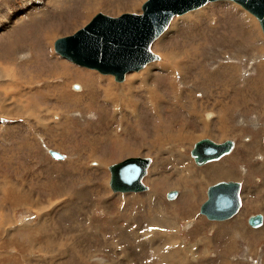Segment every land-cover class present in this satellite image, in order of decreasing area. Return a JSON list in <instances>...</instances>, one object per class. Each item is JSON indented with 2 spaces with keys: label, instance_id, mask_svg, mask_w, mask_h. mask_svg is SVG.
I'll list each match as a JSON object with an SVG mask.
<instances>
[{
  "label": "rangeland",
  "instance_id": "1",
  "mask_svg": "<svg viewBox=\"0 0 264 264\" xmlns=\"http://www.w3.org/2000/svg\"><path fill=\"white\" fill-rule=\"evenodd\" d=\"M145 1L0 0V93L8 105L0 109V264H185L170 253L166 259L161 241L192 243L187 264H264V225L247 224L254 214L264 217L258 21L227 1L174 17L151 46L154 74L146 76L148 66L122 82L54 50L56 39L96 14H139ZM133 76L137 94L126 86L123 105L104 99L102 90ZM150 84L151 96L144 91ZM129 100L136 106L127 110ZM16 105L23 115L15 116ZM205 138L231 140L235 149L197 166L190 151ZM49 150L64 158L54 160ZM136 157L151 160L146 190L112 192L108 167ZM221 181L241 184L242 204L231 219L210 221L199 209L207 188ZM236 216L243 221L223 230Z\"/></svg>",
  "mask_w": 264,
  "mask_h": 264
},
{
  "label": "water",
  "instance_id": "2",
  "mask_svg": "<svg viewBox=\"0 0 264 264\" xmlns=\"http://www.w3.org/2000/svg\"><path fill=\"white\" fill-rule=\"evenodd\" d=\"M232 1L258 21L264 39V0H146L141 13H125L110 17L96 14L85 26L74 34L58 38L54 42L55 52L82 68L101 75H112L116 82L124 80L125 74L139 71L158 57L151 51L155 40L166 30L171 19L203 7L210 2ZM74 85V89H77ZM233 143L226 140L215 143L207 138L193 145L190 156L198 166L217 161L231 152ZM55 160L64 156L50 150ZM149 158H127L111 164L109 188L116 193H136L146 190L142 180L149 167ZM240 184L232 181L217 182L207 188L206 200L199 213L211 221L231 219L241 206ZM177 192L168 194L173 199ZM263 216L254 214L248 218V225L258 228Z\"/></svg>",
  "mask_w": 264,
  "mask_h": 264
},
{
  "label": "bare ground",
  "instance_id": "3",
  "mask_svg": "<svg viewBox=\"0 0 264 264\" xmlns=\"http://www.w3.org/2000/svg\"><path fill=\"white\" fill-rule=\"evenodd\" d=\"M216 2H219V1H216ZM227 2H232V1H227ZM210 3H212V2H210ZM233 3V2H232ZM209 4V3H208ZM207 5V4H206ZM237 5V4H236ZM205 6V5H204ZM239 6V5H238ZM199 9V8H198ZM195 10H197V9H195ZM192 11H194V10H192ZM189 12H191V11H189ZM247 12V11H246ZM188 13V12H187ZM140 14V13H139ZM184 15V14H183ZM251 15V14H250ZM179 16H181V15H179ZM175 17H177V16H175ZM174 18V17H173ZM172 18V19H173ZM255 18V17H254ZM172 19H171V21H172ZM171 21H170V23H171ZM170 23H169V25H170ZM169 25H168V27H169ZM168 27L166 28V30L168 29ZM165 30V31H166ZM164 31V32H165ZM164 32L157 38V39H159V38H162L161 36H163L164 35ZM166 33V32H165ZM168 34V33H167ZM70 36V35H69ZM166 36V35H165ZM67 37V36H66ZM156 41V40H155ZM154 41V42H155ZM153 45V44H152ZM152 51V50H151ZM177 59V58H176ZM156 61V60H155ZM69 62V61H68ZM152 62H154V61H151V62H149L148 64H146L145 65V67L146 68H148V66H149V68L147 69V70H149L148 72H145L146 73V76L149 74V72H151V73H153L152 72V70L150 69L151 68V65H150V63H152ZM73 64V63H72ZM169 64V63H168ZM31 65V64H30ZM77 66V65H76ZM167 66H170V65H167ZM145 67H143V68H145ZM166 67V66H165ZM142 68V69H143ZM170 68H171V66H170ZM169 68V69H170ZM172 69V68H171ZM170 69V70H171ZM141 70V69H140ZM77 71V70H76ZM133 72V71H132ZM134 72H137V71H134ZM165 72V71H164ZM79 73V72H78ZM130 73V72H129ZM154 74V73H153ZM165 74V73H164ZM126 75V74H125ZM172 75H174L173 73H172ZM17 76V75H16ZM112 76V75H111ZM125 77V76H124ZM16 78V77H15ZM157 78V77H156ZM136 79H139V77L138 76H133L132 78H130V79H128V81H126V82H124V84L123 85H119L118 87H116L115 89H114V91L113 92H111L112 91V89H110L111 91H109L108 89H105V90H102L103 92H102V96L104 97V99L105 100H110V101H114V102H116L117 101V103H122V105H123V103L124 102H126V100L123 98V95H124V91L126 90V86H127V88H132V90H134V93L135 94H137L136 92H138V89H137V87H135V82H136ZM127 80V79H126ZM122 82V81H121ZM90 83V82H89ZM88 83V84H89ZM87 83H85V85H88ZM92 84V83H91ZM94 84V83H93ZM125 85V86H124ZM141 85H143V84H141ZM92 86V85H91ZM16 87V86H15ZM72 87V86H71ZM78 87V86H77ZM87 87V86H86ZM112 87V86H111ZM145 88H144V91H145V94H147V95H149V96H151L152 94H155V92H156V90L155 89H152V86H151V84L150 85H148V87H146V86H144ZM151 87V88H150ZM82 88V87H81ZM73 89H74V86H73ZM90 89H92V88H90ZM89 89V90H90ZM41 90V89H40ZM76 90H79V87L77 88V89H75V91ZM95 90V89H94ZM86 91V90H85ZM93 91V90H92ZM162 91V90H161ZM90 92V91H89ZM94 92V91H93ZM32 93V92H31ZM131 93V92H130ZM28 94V93H27ZM91 94V93H90ZM29 95V94H28ZM156 95H157V93H156ZM34 96V95H33ZM73 96V95H72ZM82 96V95H81ZM80 96V97H81ZM131 96V95H130ZM133 96V95H132ZM79 97V96H78ZM94 97V96H93ZM74 98H75V95H74ZM134 98V97H133ZM162 99V100H164L165 99V97H161V95H160V97H159V99ZM76 99H78V98H76ZM80 99H82V98H80ZM156 99V98H155ZM84 100V99H83ZM92 100V99H91ZM90 100V101H91ZM99 101V100H98ZM130 101V100H129ZM165 102V101H164ZM105 103V102H104ZM111 103V102H110ZM116 103V104H117ZM163 103V102H162ZM88 103H86V105H87ZM130 104H132V106H131V108H133L134 106H136V105H134L133 104V101H130L129 103H127V105H126V109L127 110H129V107H128V105H130ZM118 105V104H117ZM138 105V104H137ZM18 106H20V105H16V106H13L14 108H16L15 109V113H16V115L15 116H18V115H23L24 113L23 112H25V110L23 109L24 107H22V106H20V107H18ZM24 106V105H23ZM89 106H90V102H89ZM99 106V105H98ZM5 107H8V105L6 104V100H5V98L4 97H2L1 96V93H0V109L1 110H3V111H5L7 108H5ZM122 107V106H121ZM123 108V107H122ZM24 110V111H23ZM119 110V109H118ZM126 110V111H127ZM123 111H124V109H123ZM132 113H133V110L131 111ZM125 115V114H124ZM127 115V114H126ZM213 117V116H212ZM212 117H210V118H212ZM226 118V117H225ZM212 119H214V118H212ZM222 119V118H221ZM203 121V120H202ZM204 123H205V126H206V122L205 121H203ZM208 125V124H207ZM219 125H220V123H219ZM222 125V124H221ZM220 125V126H221ZM226 125V124H225ZM213 126V125H212ZM221 127H223V126H221ZM224 128H225V126H224ZM205 129H207L206 127H205ZM212 129V128H211ZM197 130V129H196ZM222 130V129H221ZM204 131V130H203ZM202 131V132H203ZM192 131H190L189 133H191ZM200 132V131H199ZM188 133V134H189ZM208 133V132H207ZM182 134V133H181ZM204 135H205V133H203ZM201 135V134H200ZM221 135H222V133H221ZM189 136H190V134H189ZM188 136V137H189ZM181 137V136H180ZM182 138V137H181ZM187 137H185V139H186ZM195 138V137H194ZM176 141V140H175ZM182 141H183V139H182ZM231 141V140H230ZM198 142V141H197ZM232 143H233V148H232V150H231V152L233 151V149H235L234 147H235V145H234V142L233 141H231ZM223 143V142H222ZM178 144V143H177ZM180 144H181V142H180ZM186 144V143H185ZM193 148V147H192ZM174 149H176V148H174ZM192 150V149H191ZM50 151V150H49ZM49 151H48V153H49ZM54 151V150H53ZM174 151V150H173ZM175 152V151H174ZM230 152V153H231ZM229 153V154H230ZM229 154H227V155H229ZM227 155H224V156H222V157H225V156H227ZM191 157V156H190ZM221 157V158H222ZM221 158H219V160L221 159ZM193 160V159H192ZM218 161V160H217ZM193 162H194V160H193ZM212 162H215V161H212ZM209 163H211V162H209ZM194 164H195V162H194ZM151 165V160H150V164H149V166ZM196 165V164H195ZM205 165V164H204ZM198 166V165H197ZM202 166V165H201ZM218 166V165H217ZM217 166H215V167H217ZM208 167V166H207ZM211 167V166H210ZM213 167V166H212ZM109 168V167H108ZM149 168V167H148ZM148 168H147V170H148ZM208 170V168H204V170ZM212 169V168H211ZM205 170V171H206ZM146 174H147V171H146ZM203 174H204V171H203ZM199 175V174H198ZM214 175V174H213ZM231 175H233L232 173H231ZM195 177H197L196 175H195ZM204 177V176H203ZM231 177V176H230ZM230 177H227L226 179L228 180H230ZM231 178H233V177H231ZM169 179V178H168ZM211 179V178H210ZM190 180V179H189ZM200 180V179H199ZM220 180V179H219ZM193 181V180H192ZM185 182V181H184ZM212 182V181H211ZM222 182V181H221ZM228 182V181H227ZM233 182V181H232ZM240 184V183H239ZM145 191V190H144ZM140 192H143V191H140ZM240 192H241V184H240ZM240 192H239V196H240V200H241V195H240ZM116 193V192H115ZM136 193H138V192H136ZM186 193H188V196H189V198H191V194H189L190 193V191H187ZM171 194V193H170ZM30 197V196H29ZM192 199V198H191ZM172 204V203H171ZM241 204H242V202H241ZM176 206V205H175ZM241 207V206H240ZM240 209V208H239ZM238 213V212H237ZM236 213V214H237ZM235 214V215H236ZM240 214V213H239ZM242 216H236V217H234L231 221H227L228 223H225L224 225H222V228H223V230L226 228V227H230L231 228V224L232 223H234V222H236V221H238V220H242ZM211 221V220H210ZM243 221V220H242ZM247 221H248V219H247ZM263 223V225H264V222H262ZM242 224V223H241ZM248 224V223H247ZM108 226V225H107ZM250 227V226H249ZM131 228V227H130ZM218 228V227H217ZM219 228H221V227H219ZM259 228V227H258ZM160 229V228H159ZM201 229V228H200ZM251 229H252V227H251ZM253 229H257V228H253ZM252 229V230H253ZM264 229V228H263ZM237 232V231H236ZM157 233V232H156ZM238 234V233H237ZM163 236V235H162ZM172 237H174L173 235H172ZM170 235H168L167 236V238L169 239V243L170 242H175L176 240L174 239V238H172ZM122 241V240H121ZM200 243V242H199ZM158 244V243H157ZM128 245V244H127ZM161 245H162V247H161V249H160V251L161 252H163L164 254H165V256H166V259H168V256L167 255H169V253L172 255V256H174L175 257V259L177 260V261H179V262H184L185 264H187V261H186V256H187V254H190L191 255V253H192V249H189V248H192L193 247V245H192V243L190 244L189 243V245H188V247H186L185 245H182V243L181 242H177L176 243V248H173V247H171L170 245L169 246H167L166 245V243H164V241H161ZM128 247V246H127ZM160 248V247H159ZM38 249V248H37ZM158 249V248H157ZM233 249V248H232ZM183 252H185V254H183ZM196 253V252H195ZM199 253V252H198ZM196 255V254H195ZM200 255V254H199ZM193 257V256H192ZM198 258V257H197ZM125 260H131V261H134V260H132L130 257H125ZM174 260V259H173ZM193 261V260H192ZM173 261H170V260H166L163 264H170V263H172ZM159 263V260L158 261H156L155 262V264H158ZM178 263V262H177ZM180 264V263H179ZM188 264H189V262H188Z\"/></svg>",
  "mask_w": 264,
  "mask_h": 264
},
{
  "label": "crops",
  "instance_id": "4",
  "mask_svg": "<svg viewBox=\"0 0 264 264\" xmlns=\"http://www.w3.org/2000/svg\"><path fill=\"white\" fill-rule=\"evenodd\" d=\"M261 215H263V214L261 213ZM263 222H264V217H263ZM262 224H263V223H262ZM260 227H262V225H261Z\"/></svg>",
  "mask_w": 264,
  "mask_h": 264
}]
</instances>
